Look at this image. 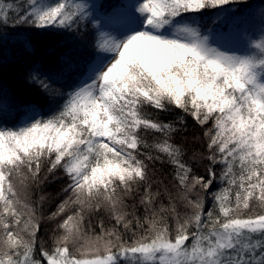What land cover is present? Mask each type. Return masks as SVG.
<instances>
[{"label":"snow or ice","instance_id":"1","mask_svg":"<svg viewBox=\"0 0 264 264\" xmlns=\"http://www.w3.org/2000/svg\"><path fill=\"white\" fill-rule=\"evenodd\" d=\"M242 2L0 0V42L9 27L74 35L82 23L92 25L90 49L62 54L70 91L52 90L53 77L32 65L28 79L47 111L0 87V264H264V29L244 51L214 38L242 15L233 8ZM173 108L204 129L207 178L173 142L186 130L183 116L165 122L154 114ZM149 132L162 138L149 143ZM156 162L174 167L175 197L167 185L152 191ZM216 164L221 187L209 191ZM58 171L71 195L52 218L70 205L79 211L64 216L62 235L50 251L40 245L38 259V208L20 190ZM141 186L145 215L127 219L125 198ZM162 195L169 205L157 209ZM176 197L190 214L176 212ZM102 206L123 231L101 224L85 238L83 212ZM133 220L140 234L125 239Z\"/></svg>","mask_w":264,"mask_h":264},{"label":"trees","instance_id":"2","mask_svg":"<svg viewBox=\"0 0 264 264\" xmlns=\"http://www.w3.org/2000/svg\"><path fill=\"white\" fill-rule=\"evenodd\" d=\"M19 2V0H17ZM260 8L259 17L255 19L257 22L264 26V0H243L242 3L233 5V8L240 13L250 11L253 8ZM236 22V20H235ZM234 22V23H235ZM92 31V25L81 24L80 30L74 35L72 33L61 32H39L38 30L27 29L21 27L13 30L11 27L4 30V39L0 42V87L9 93H15L26 100H31L39 105L44 106V110H48V102L44 98L40 89L28 79V73L33 64L42 70L43 73H47L53 77L52 80L47 82L52 90L70 91L68 88L73 80L69 78L67 73H61V57L67 50L75 49L83 51L86 47L91 48L92 39L90 33ZM30 41V47L26 48V42ZM46 79V77H45ZM149 111H153L149 109ZM159 119L165 122L175 120L179 116H183L186 121V130L181 131L174 135L173 142L182 145L185 155L184 161L190 165L193 172L199 176H205L207 178V168L209 162L206 159L208 153L206 148V138L204 137V129L195 123L191 116L185 115L178 109L173 108L171 113L154 112ZM18 119V117H17ZM15 123L11 117L8 118V126L11 127ZM207 127H211V121ZM146 138L149 143L154 140L161 139L162 137L158 133L149 132L146 133ZM194 153L196 154L194 156ZM222 166L216 164L214 171L217 175V180L214 182L212 188L209 191H213L218 187H221L219 180ZM46 165L42 167L41 176L45 175ZM152 179L154 181L152 185V191L162 190L165 185L171 190L173 196L179 191L176 182L174 180L175 169L170 164L161 165L159 162L150 165ZM163 180L164 184H160L159 181ZM68 180L62 173L58 171L56 177H49L48 179H42L38 186H29L25 191L28 197V202L38 208V215L40 216V230L37 233V255L39 256L40 245H43L46 250H51L54 246L55 239L61 234V230L58 228L59 223L62 221L65 215L72 214L75 211H79V206L70 205L65 213L60 216L52 218V213L57 211V207L65 199L68 198L71 193H65L63 189L67 186ZM143 186L139 191L133 193V195L125 198V205L128 207L125 209L129 213L127 219H133V215L143 218L145 215V206L140 203V199L143 195ZM199 191V189H197ZM43 198V199H41ZM190 198H195V193H192ZM26 200V201H27ZM175 204L176 212L183 216L190 214V209L185 206V203L179 197L173 201ZM160 204L165 206L169 205L167 196L162 195L157 198L155 207L159 209ZM211 206V196L206 195L205 211ZM259 211V209H258ZM82 229L87 230V234H99L101 231L100 225L103 224L106 229L117 227L123 231L122 226L116 225L115 220L112 219L111 210L106 206H102L99 210L85 209L83 212ZM167 222L174 226V217L171 215L168 217ZM147 227V225H145ZM132 231L140 234V230L136 227L135 221L130 225V231L124 233L125 239L131 236ZM70 249H73L70 247ZM72 251V250H71Z\"/></svg>","mask_w":264,"mask_h":264},{"label":"rangeland","instance_id":"3","mask_svg":"<svg viewBox=\"0 0 264 264\" xmlns=\"http://www.w3.org/2000/svg\"><path fill=\"white\" fill-rule=\"evenodd\" d=\"M89 3L100 4L103 3L104 0H87ZM129 2H133V0H129ZM254 10L250 9V11L243 12L242 15H239L236 19V22L232 25L231 29L224 28L221 31L214 33V38L217 39L221 43H225L227 46L233 47L235 49L244 51L246 49V42L247 39L251 38L253 34L258 35L264 26L257 22L255 19L259 17V12H261L260 8H253ZM26 192L20 190L21 199L27 200L28 197L25 195ZM27 203L28 200L26 201ZM85 238L91 237L95 234H87L88 232L85 229H82ZM62 235V231L61 234ZM59 235V236H60ZM58 238V237H57ZM54 246H52L53 248ZM74 250V249H70Z\"/></svg>","mask_w":264,"mask_h":264}]
</instances>
